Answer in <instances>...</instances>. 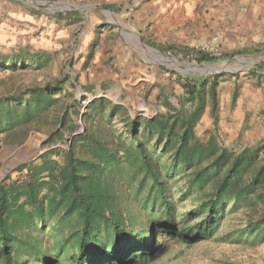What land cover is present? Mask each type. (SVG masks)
Instances as JSON below:
<instances>
[{
  "label": "trees",
  "instance_id": "16d2710c",
  "mask_svg": "<svg viewBox=\"0 0 264 264\" xmlns=\"http://www.w3.org/2000/svg\"><path fill=\"white\" fill-rule=\"evenodd\" d=\"M193 59L222 58L200 52ZM173 81L179 92L158 87L151 118H132L104 98L80 114L75 81L53 55L0 48V146H21L36 132L47 136L49 148L18 166L16 178L0 182V264H151L169 243L211 240L230 211L259 213L264 144L235 150L217 138L201 139L195 129L206 108L217 122L219 78ZM79 116L83 131L76 134ZM248 229L264 235V221L249 222Z\"/></svg>",
  "mask_w": 264,
  "mask_h": 264
},
{
  "label": "rangeland",
  "instance_id": "374dc122",
  "mask_svg": "<svg viewBox=\"0 0 264 264\" xmlns=\"http://www.w3.org/2000/svg\"><path fill=\"white\" fill-rule=\"evenodd\" d=\"M22 1L38 12L55 14L72 9L87 12V20H81L83 23L79 25L81 31H89L86 38L90 34V45L86 48L82 43L78 47L79 40H86L83 36L78 39L79 32L66 41L59 37L62 41L58 43H55L56 37L52 42L49 41L46 37L50 36L48 33L46 36L40 33H23L21 38L13 34L10 39H0L2 49L19 45L53 55L57 66L62 67L71 80L75 81L73 96L80 114L89 105V100L106 96L104 99L111 103L126 107L132 118H151L157 111L155 97L159 92L158 87L165 86L168 87L167 90L174 88L179 92V87L172 83L176 75L199 79L218 76L217 122L214 124L209 108H206L195 129L196 134L203 140L212 141L217 138L227 149L239 150L257 143L264 144V69H256L259 64L264 63L261 60L264 58V0H212L215 15L221 17L223 8L226 9L224 14L230 26L238 25L236 22L239 19L244 21L242 31L246 35L240 36L238 41L230 40V43L223 41L224 39L222 42L217 41L216 38L210 43L202 36L184 48L190 51L188 56L183 50L160 51L157 47L148 46L143 40L121 30L120 27L124 28L125 24L115 12L106 14L85 0H37L36 3ZM241 10L243 13L233 16L235 11ZM115 29L117 34L122 35V40L128 42L129 47L120 43L121 38L118 39L111 32ZM73 39V45H70ZM94 42L95 46L92 47ZM216 44L218 47L215 49ZM201 47L207 49L205 53L222 59L198 64L193 58L197 53L196 48ZM90 51L92 58L87 60ZM164 70L173 72L174 75L166 74ZM188 72L195 74L185 75ZM149 86L151 88L148 93L146 90ZM234 92L237 93L235 101L232 100ZM169 101L175 102L172 97ZM79 118L81 116L73 118L75 133L80 127L83 131ZM46 140V135L31 132L26 144L10 148L0 146V182L9 174L13 178L18 176L12 173L17 168L11 170L12 165L34 156L36 160L45 152ZM66 140L62 148L68 147L69 137ZM16 148L22 150L17 153ZM188 204L189 201L182 203L179 211L187 210ZM250 209L251 207H241L228 212L217 233L209 241L194 246L169 243L167 253L151 264H264V235L248 229L249 222L264 221V206H260L258 214ZM44 241L45 244L51 242L49 256L52 258L55 256V251L51 250L53 240L47 238Z\"/></svg>",
  "mask_w": 264,
  "mask_h": 264
},
{
  "label": "crops",
  "instance_id": "0c3cea01",
  "mask_svg": "<svg viewBox=\"0 0 264 264\" xmlns=\"http://www.w3.org/2000/svg\"><path fill=\"white\" fill-rule=\"evenodd\" d=\"M37 1V0H32ZM90 5L98 7L99 10L111 15L113 12L125 24L121 28L124 32L132 34L134 38L143 40L150 47H157L160 51L176 52L184 50L202 36L207 42L216 40L230 43V40L238 41L243 33L244 21L239 19L233 26L227 22L228 18L215 15L212 0H85ZM242 3L239 4L241 6ZM65 13L55 14L37 11L22 0H0V39H10L13 34L23 37V33H34L35 35L46 34L49 41L54 38L55 43L68 40L79 32L80 36L86 38L89 31H81V20L86 21L88 14L84 10H65ZM84 11V13L82 12ZM239 15L243 13L235 11ZM62 17H61V16ZM237 16V15H236ZM80 22V23H78ZM227 22V23H226ZM78 23V25H76ZM112 33L117 34V30ZM214 36V37H213ZM62 38V40L58 38ZM76 37H74L75 39ZM90 34L80 43L86 48L90 45ZM74 39L70 45H73ZM120 40V41H121ZM256 40V39H255ZM3 42H5L3 40ZM6 43V42H5ZM128 45L127 41H123ZM144 46V45H143ZM81 47V46H80ZM147 46H144V48ZM183 48V49H182ZM180 52V51H179ZM260 59V58H258Z\"/></svg>",
  "mask_w": 264,
  "mask_h": 264
},
{
  "label": "water",
  "instance_id": "95a60500",
  "mask_svg": "<svg viewBox=\"0 0 264 264\" xmlns=\"http://www.w3.org/2000/svg\"><path fill=\"white\" fill-rule=\"evenodd\" d=\"M26 2H31V3H36V1H32V0H27ZM73 10V9H72ZM65 11V10H64ZM261 60H264V58L263 59H261ZM193 74H195V73H190V72H188V73H185V75H187V76H192ZM98 98H107L106 96H100V97H98ZM94 99H96V98H94ZM94 99H92V100H89L88 102H87V104H90ZM79 121H81V118H79ZM82 132V127H80V128H78L77 129V131H76V134H78V133H81ZM71 138V137H70ZM27 142V141H26ZM26 144V143H25ZM59 145V143L57 142V146ZM53 148V147H52ZM49 148H46L44 151H47ZM22 149L21 148H16V150H15V152H17V153H19L20 151H21ZM36 151H38V148L36 149ZM35 156L34 157H32L31 159H26V160H24L23 162H19V163H17V164H14V165H12L11 166V170L12 169H14V168H16V167H18L19 165H22V164H24V163H27V162H30V161H33V160H35ZM8 171H6V173H7Z\"/></svg>",
  "mask_w": 264,
  "mask_h": 264
},
{
  "label": "built area",
  "instance_id": "2783aa9c",
  "mask_svg": "<svg viewBox=\"0 0 264 264\" xmlns=\"http://www.w3.org/2000/svg\"><path fill=\"white\" fill-rule=\"evenodd\" d=\"M218 46H217V44L215 45V49L217 48ZM196 51H197V53H200V52H206L207 51V49L205 48V47H201V48H196Z\"/></svg>",
  "mask_w": 264,
  "mask_h": 264
}]
</instances>
